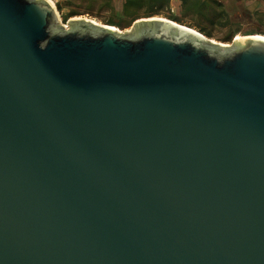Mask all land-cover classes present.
I'll return each mask as SVG.
<instances>
[{"label":"water","instance_id":"95a60500","mask_svg":"<svg viewBox=\"0 0 264 264\" xmlns=\"http://www.w3.org/2000/svg\"><path fill=\"white\" fill-rule=\"evenodd\" d=\"M70 25L0 0V264H264V40Z\"/></svg>","mask_w":264,"mask_h":264},{"label":"rangeland","instance_id":"374dc122","mask_svg":"<svg viewBox=\"0 0 264 264\" xmlns=\"http://www.w3.org/2000/svg\"><path fill=\"white\" fill-rule=\"evenodd\" d=\"M60 26L70 29L72 20H88L98 26L115 28L126 37L135 38L150 26L136 25L140 20L161 18L190 28L208 41L234 49L241 39L264 36V0H170L157 16L128 18L125 0H51ZM225 50V49H224ZM224 52V51H223Z\"/></svg>","mask_w":264,"mask_h":264},{"label":"trees","instance_id":"16d2710c","mask_svg":"<svg viewBox=\"0 0 264 264\" xmlns=\"http://www.w3.org/2000/svg\"><path fill=\"white\" fill-rule=\"evenodd\" d=\"M169 3L170 0H125L124 14L135 20L143 14L157 16Z\"/></svg>","mask_w":264,"mask_h":264},{"label":"bare ground","instance_id":"6f19581e","mask_svg":"<svg viewBox=\"0 0 264 264\" xmlns=\"http://www.w3.org/2000/svg\"><path fill=\"white\" fill-rule=\"evenodd\" d=\"M49 2L51 1V0H48ZM51 3V2H50ZM111 29H113V30H115V31H117L115 28H111ZM193 32H195L196 34H200V33H198V32H196V31H194L193 30ZM199 36H201V38H205L203 35H199ZM255 38H258V39H262V40H264V36H254ZM245 39H247V38H244V39H241L239 36L237 37V40L239 41V40H245Z\"/></svg>","mask_w":264,"mask_h":264}]
</instances>
